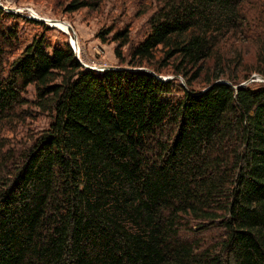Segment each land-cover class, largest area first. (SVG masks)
I'll return each mask as SVG.
<instances>
[{"label":"trees","instance_id":"16d2710c","mask_svg":"<svg viewBox=\"0 0 264 264\" xmlns=\"http://www.w3.org/2000/svg\"><path fill=\"white\" fill-rule=\"evenodd\" d=\"M139 3L97 73L0 5V264H264V0Z\"/></svg>","mask_w":264,"mask_h":264},{"label":"rangeland","instance_id":"374dc122","mask_svg":"<svg viewBox=\"0 0 264 264\" xmlns=\"http://www.w3.org/2000/svg\"><path fill=\"white\" fill-rule=\"evenodd\" d=\"M57 1L61 2V0H0V4L2 7L5 6L16 10L15 13L21 15V17L7 21L8 24L18 25L21 48L32 41L36 34L41 32L40 24L27 22L22 17L44 22L50 27L47 34L52 42L68 41L71 45V39L74 38L78 44V49H75L77 60L86 69H89V67L94 68L95 70L92 71L96 73L103 72L98 67L119 69L122 66L115 54L118 43L112 40V34L118 30H123L127 25L130 27L131 38L138 40L147 28L145 25L150 15L139 14V11H141L139 8L140 0H103L98 8H82L71 13L64 11ZM66 1L68 0H62V2ZM54 23H58L62 27ZM66 27L69 29V33L65 31ZM111 27L113 29L105 36L106 40L102 41L97 36L98 33L104 28ZM70 36L73 37L70 39ZM122 49L124 54L128 50V46ZM162 74V79L173 77L172 73L169 72H163ZM242 75L237 79L240 82L239 85L264 82V78L263 81L255 80V76H258V80H262L259 77L261 75L256 71H253L247 79ZM178 79L181 80L183 85L185 84L181 76H178ZM26 97L31 101H35L36 95L33 86L29 87ZM34 113L35 118L27 120L28 126L19 129L18 138L24 137L25 131L29 128L31 131L36 132L48 127L50 122L49 115L47 113H39L37 108H34Z\"/></svg>","mask_w":264,"mask_h":264},{"label":"bare ground","instance_id":"6f19581e","mask_svg":"<svg viewBox=\"0 0 264 264\" xmlns=\"http://www.w3.org/2000/svg\"><path fill=\"white\" fill-rule=\"evenodd\" d=\"M55 25H58V26H61L60 24H58V23H54ZM62 27V26H61ZM77 49H78V44H77Z\"/></svg>","mask_w":264,"mask_h":264},{"label":"built area","instance_id":"2783aa9c","mask_svg":"<svg viewBox=\"0 0 264 264\" xmlns=\"http://www.w3.org/2000/svg\"><path fill=\"white\" fill-rule=\"evenodd\" d=\"M74 47V46H73ZM75 49V48H74Z\"/></svg>","mask_w":264,"mask_h":264}]
</instances>
